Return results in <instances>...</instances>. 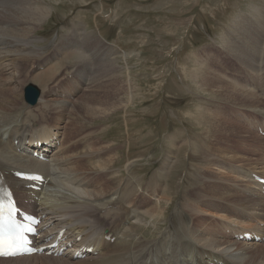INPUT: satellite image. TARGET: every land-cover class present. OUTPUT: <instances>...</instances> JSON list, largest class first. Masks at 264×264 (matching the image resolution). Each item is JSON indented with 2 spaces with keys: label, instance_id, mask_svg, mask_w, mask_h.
I'll return each instance as SVG.
<instances>
[{
  "label": "rangeland",
  "instance_id": "374dc122",
  "mask_svg": "<svg viewBox=\"0 0 264 264\" xmlns=\"http://www.w3.org/2000/svg\"><path fill=\"white\" fill-rule=\"evenodd\" d=\"M48 2V6L51 5L50 15L35 31L34 44L41 50L35 61L26 58L28 61L26 60L21 68L22 75L24 74L23 77L21 75V79H24V85L21 86L22 99V87L32 83L39 89V98L45 91V96L50 97L48 99L55 102L65 101L64 104L68 107L78 105L80 101L81 106L94 105L101 100L97 98L98 96L107 95L109 92H113L112 97L115 96L109 102L118 106L108 115L102 116L104 112H96L93 118L82 117L84 127L79 133L74 129L76 126H65L66 122L78 120L67 121L68 112L67 116L61 118L59 125L53 121L50 113V115L48 112L40 113L41 102L29 106L21 100L20 106L11 114L26 120L23 131H31L32 124L36 121L44 129L62 132L64 130L71 135L76 132L74 138L78 133V136H81L93 131L91 137L97 136L101 143L109 141L117 146L116 154L113 150L107 152L114 153L115 158L113 165L108 168L109 173L102 175L108 179L120 176L124 180L131 176L129 180L132 187L141 189L133 201V205L139 206L141 211L150 208L161 195V193L156 195L158 191H155L154 187L146 189L149 180L160 171L175 173V177L164 178L160 174L157 178L162 180L161 187L166 185L167 180V192L171 194V201L168 203L164 202V198L159 199L158 207L164 213L158 220L144 216L139 226L132 231V234L146 239L157 237L167 227L176 228L178 223L182 224L185 221L180 196L186 185L191 186L189 177L186 176L188 170L193 168L189 162L191 153L196 157L206 154L208 158L210 155L211 161L214 156L220 157L218 153H225L227 162H222V168L228 171L225 172L226 176L222 181L235 184L237 191L245 192L243 187L247 183L244 181L247 175L240 174L234 177L229 171L235 173L239 168L249 167V162L264 165L263 138L258 132L252 131L248 124L252 117L260 115L252 111L248 105L240 106L220 95L222 90L229 91L231 85L222 80L219 73L222 72L234 80L238 84V90H255L254 88L264 84V71L255 76L250 69L251 76L243 62L248 52L254 48L253 41L256 38L254 31L264 27V0H48ZM77 31L81 35L87 32L86 37L89 40L95 36L101 42H106L103 52L110 48L106 59L111 65L102 70L98 69V73L95 69V77L85 74L84 66L88 64L87 61L90 62L93 71L104 58L100 56L95 63L94 50L85 46V43L84 45L80 43L81 35H77ZM67 38L77 42V45L73 44V49L84 54L90 53L84 60L86 63L76 55L63 57L59 45ZM262 39L264 43V32ZM262 51L260 62L264 66V46ZM232 52L242 54L241 59L235 57ZM252 53L254 55V52ZM4 58L0 62V69L4 65L0 73L6 72L1 75L7 77L13 70L8 68L9 70L5 71L7 60ZM44 70L51 75L46 88L39 80L33 78L36 72ZM212 70L216 74H213ZM260 90L261 87L258 88V92ZM39 118L41 122H38ZM209 122L210 125L214 122V126H208ZM21 128L20 124L18 139H21ZM56 137L62 138V134L57 132ZM74 145L72 141L67 147L71 148ZM198 146L201 147L197 150ZM49 153L46 152L45 155L49 156ZM92 159H97V156ZM175 162L177 167L174 169ZM198 163L202 164V169L198 168L199 173L208 175L211 168L216 170L214 164L209 161L202 163L200 160ZM201 164H198V167ZM93 176L91 183L101 177V174ZM108 185L115 188L120 184L111 179ZM231 205L238 207L236 204ZM191 206L198 209L194 204ZM231 209L250 214V208ZM255 211L253 213L258 217L262 216V213L258 214L259 210ZM241 216L242 214H238L237 218ZM230 224L232 223H225L226 226ZM194 226L202 237H221L218 234L219 230L205 218L196 219ZM244 226L259 232L258 226L246 223Z\"/></svg>",
  "mask_w": 264,
  "mask_h": 264
},
{
  "label": "bare ground",
  "instance_id": "6f19581e",
  "mask_svg": "<svg viewBox=\"0 0 264 264\" xmlns=\"http://www.w3.org/2000/svg\"><path fill=\"white\" fill-rule=\"evenodd\" d=\"M48 3V0H0V62L5 57L4 59L7 60L5 71L9 70L8 68L13 70V72H9L11 74L7 77L1 75L3 72L0 73V171L7 173L9 184L21 200L27 199L24 193L26 189L23 188V183L13 178L9 172L11 170H22L43 173L48 181L38 193L39 201L31 205L25 204V207H28L30 212L45 215L42 224L44 223L48 230L56 232L59 228L65 226L66 233L71 239L81 234V240L76 244L86 246L93 244L96 253L86 255L83 259L73 258L72 254L67 251H63L59 255L36 254L15 258H0V264H203L204 262L214 264L215 260L220 259L226 264H264V244L253 241H231L217 228L220 223L222 227H226L225 223H232L228 225L230 228L233 226L236 230L246 229L243 227L245 223L237 218L238 214L243 213L231 209L238 210V207L243 210L250 208L249 213L259 210L257 211L258 214L262 213L259 218L264 222V197L257 191L258 184L246 174L249 170H252L264 177V165H261V163L259 165L256 162H249V167L239 168L235 173L229 171L230 175L234 177H238L240 174L247 175L244 180L247 183L243 187V190L247 193L245 195L235 189L237 185L222 181L226 176L225 172L228 171V169L222 168V162H227L225 153H218L220 157L214 156L212 161L210 155L211 159L207 158L206 154L202 157H196L191 153L189 162L193 168L189 169L186 174L189 177L191 186L186 185L180 196L181 209L186 217L185 221L182 224L178 223L176 228L167 227L157 237L146 239L143 236L132 234V231L135 230L136 226H139L144 216L158 220L164 213L158 207L159 199L164 198V202L168 203L171 201V194L167 192V180L166 185L161 187L162 180L157 178L160 174L164 178H167V176L169 178L175 177V173L160 171L156 173L153 179L149 180L146 189L154 187L155 191H158L156 195L159 193L161 195L150 208L141 211L139 206L133 205V201L141 192V189L137 190L136 187H132L129 180L131 176L125 180L120 176L111 178L112 181L120 184L115 188H111L109 187L110 184L108 185L111 179L104 178L102 175V173H109L108 168L113 165L117 146L109 143V141L101 143L100 138L97 136L96 138L94 135L91 137L90 134H93V131L78 136L84 127L82 125L84 123L81 121L83 118H93L96 112H104L102 116L108 115V113L116 110L118 105L109 102L115 97H112L113 92L98 96L97 98L101 100L94 105L81 106L82 101H80L78 105L68 107L65 106V101L58 100L59 102H55L48 99L50 97H46L44 91V94H41L37 100V102H41L40 113H50L53 121L59 125H61V118L63 119L69 113L67 121H76L77 119L80 121L65 123V126H76L74 129L79 132L76 135L77 137L74 138L76 132L71 135L64 130L62 132V130L53 131L41 128V124H37L36 121L32 124L31 131H23L26 120L16 118L11 113L17 110L21 100H23L21 94V86L24 85V79H21L22 65L27 60L26 58L32 59V62L35 61L39 50H41L39 46L34 44L35 31L38 27H41V23L50 15L51 5L48 6ZM263 32L264 27H259L254 31V36H256L253 41L254 48L252 47L243 59L251 76L250 69H252L255 76L264 71V66L260 62L263 53L262 47L264 46L263 39L261 40ZM78 33L77 35H81ZM86 36L87 32H84L79 38L80 43H85V46L94 50V62H98L100 56L102 59L104 58L97 67L93 68V71H91L90 62L87 61L88 64L84 66L85 74L88 76L94 75L95 77L98 69L102 70L111 65L109 60L106 59L110 48L103 52L106 42H101L95 36H92L94 38L89 40ZM69 38L59 45L63 57L76 55L78 59L84 62L90 53L84 54L77 49H73V44L77 45V42ZM252 52H254V55ZM233 54L241 59L242 54ZM3 67L0 71L3 70ZM214 72L212 70V73L216 74ZM219 77L231 85L229 91L222 90L220 93L224 99H229L232 103H237L240 106L248 105L249 108L253 109L252 111L264 116L263 90H261L262 92H258L257 88H254L255 90H238V84L225 76L224 73L220 72ZM33 78L39 80L46 88L51 75L47 73V70H44L36 72ZM87 102L85 101V103ZM45 116L47 117V114ZM29 118H33V116H29ZM38 122H41L40 118ZM20 124L22 125L21 139H18ZM210 124L209 122L208 126H214V122L213 126ZM223 128L225 127L223 126ZM57 132L62 134V138L57 139ZM36 140H47V145L33 148ZM72 141L75 145L71 148L67 147ZM200 147L198 146L196 149L198 150ZM31 148L44 153L50 152L49 161L43 162L31 157ZM109 150H113L114 153H107ZM94 156H97V159H92ZM199 159L202 160V163L203 161H209L214 164L213 166L216 167L217 172L211 168L208 175L199 173L198 168L202 169V164L198 163L200 162ZM86 160H89V162H86ZM166 163L165 159L164 165ZM130 164H132V161ZM198 164H201V166L198 167ZM176 167L177 162L173 165L174 169ZM161 168L164 169V166ZM97 173L101 174V177L91 183L90 180ZM123 181L124 184L121 185ZM216 200L219 202L217 203ZM186 203L188 204L186 205ZM192 204L196 205L198 209L191 206ZM231 204H236L238 207ZM113 210H116V212ZM201 217L207 219L219 230L220 238H205L199 235L198 229L194 226V221ZM217 220L221 222L215 225ZM188 227H190V230H188ZM257 228L258 233L264 234V227L258 226ZM107 235L113 236L114 240L112 242L107 241L105 238Z\"/></svg>",
  "mask_w": 264,
  "mask_h": 264
},
{
  "label": "snow or ice",
  "instance_id": "6c2138e0",
  "mask_svg": "<svg viewBox=\"0 0 264 264\" xmlns=\"http://www.w3.org/2000/svg\"><path fill=\"white\" fill-rule=\"evenodd\" d=\"M37 177H33L36 179ZM14 212V208L11 204H9L6 208L2 204H0V255H4V247L5 241L2 239L4 229L7 227L8 229L12 228L11 218ZM7 213V215H5ZM28 231H34L32 228H28Z\"/></svg>",
  "mask_w": 264,
  "mask_h": 264
},
{
  "label": "water",
  "instance_id": "95a60500",
  "mask_svg": "<svg viewBox=\"0 0 264 264\" xmlns=\"http://www.w3.org/2000/svg\"><path fill=\"white\" fill-rule=\"evenodd\" d=\"M39 96V89L32 83H28L23 88V98L28 105H34Z\"/></svg>",
  "mask_w": 264,
  "mask_h": 264
}]
</instances>
